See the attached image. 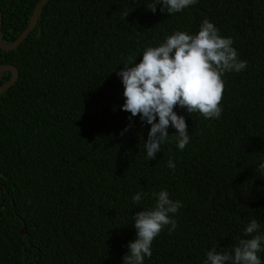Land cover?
<instances>
[{
  "label": "trees",
  "instance_id": "obj_1",
  "mask_svg": "<svg viewBox=\"0 0 264 264\" xmlns=\"http://www.w3.org/2000/svg\"><path fill=\"white\" fill-rule=\"evenodd\" d=\"M38 1L0 0L3 42L26 28ZM161 7L48 0L28 36L0 48V64L18 69L0 94V264H123L137 238L132 217L160 190L183 206L144 264H204L212 247L231 250L252 219L264 233V0H197L174 14ZM204 19L233 39L247 66L223 76L218 119L177 106L189 144L180 150L169 136L148 160L151 125L129 120L117 73L176 31L197 33ZM10 76L3 72L0 84Z\"/></svg>",
  "mask_w": 264,
  "mask_h": 264
},
{
  "label": "clouds",
  "instance_id": "obj_2",
  "mask_svg": "<svg viewBox=\"0 0 264 264\" xmlns=\"http://www.w3.org/2000/svg\"><path fill=\"white\" fill-rule=\"evenodd\" d=\"M161 11L174 14L197 3V0H158ZM155 12L157 5L150 8ZM231 37H223L213 22L204 19L197 33L176 31L166 37L163 43L147 47L143 58L136 63L130 57L117 73L124 85V111L133 117L151 125L148 138L144 141L146 159H155L162 151V145L169 136H174L180 150L190 142L189 128L184 115L174 109L179 106L186 109L191 116L199 112L205 119H218L222 114L225 81L223 76L229 72H240L247 66L241 60ZM158 117V120H157ZM133 125L130 123L122 132L123 135ZM169 127L176 132L169 135ZM175 171V163L169 159L168 165ZM264 176V163L259 164ZM144 193L138 192L132 197L140 205ZM155 204L143 208L132 217L135 221L137 238L128 244L129 251L123 258V264H144L145 258L152 256L154 239L164 228L169 234L177 228L174 218L183 206L179 200H173L167 190L153 192ZM170 226V227H169ZM256 219L243 229L244 236L232 247L217 250L212 247L206 252L204 264H261L258 255L264 251V233Z\"/></svg>",
  "mask_w": 264,
  "mask_h": 264
},
{
  "label": "water",
  "instance_id": "obj_3",
  "mask_svg": "<svg viewBox=\"0 0 264 264\" xmlns=\"http://www.w3.org/2000/svg\"><path fill=\"white\" fill-rule=\"evenodd\" d=\"M48 0H39L32 12V15L30 17V20L26 26V28L19 34V36L13 40L10 43H5L2 40V33H1V23H2V13L0 10V48L3 50H12L16 48L27 36L28 34L35 28L38 18L40 16V12L42 10V6L47 2ZM40 34V31L38 30L37 35ZM10 71L11 76L8 80L4 81L2 84H0V94L5 92L10 86H12L17 78H18V69L12 65V64H0V77L3 72ZM21 233L23 234V229L21 230Z\"/></svg>",
  "mask_w": 264,
  "mask_h": 264
}]
</instances>
